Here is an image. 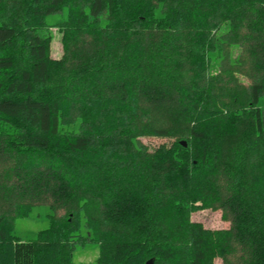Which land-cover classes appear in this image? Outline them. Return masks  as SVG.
Wrapping results in <instances>:
<instances>
[{"label": "trees", "instance_id": "1", "mask_svg": "<svg viewBox=\"0 0 264 264\" xmlns=\"http://www.w3.org/2000/svg\"><path fill=\"white\" fill-rule=\"evenodd\" d=\"M263 97L264 0H0V264H264Z\"/></svg>", "mask_w": 264, "mask_h": 264}, {"label": "rangeland", "instance_id": "2", "mask_svg": "<svg viewBox=\"0 0 264 264\" xmlns=\"http://www.w3.org/2000/svg\"><path fill=\"white\" fill-rule=\"evenodd\" d=\"M62 15H49L47 16V24L51 32L50 41V56L53 59H58L62 55L61 33L56 24L59 19L64 18ZM240 46L232 45L229 48V56L232 60L236 59ZM213 61L216 63V58L213 56ZM211 62L212 71L216 68L214 62ZM246 83V79L244 80ZM248 84V82H247ZM246 84V85H247ZM260 105L264 107V97L260 99ZM184 137V136H181ZM173 140L172 138H160V137H142L141 141L148 147V150H153L160 144H168ZM48 209L46 206L34 207L26 217L15 218L12 225L14 234L19 240L26 241L33 238L36 232L48 226ZM190 220L193 222H199L204 228L210 230L227 229L230 225L229 220L222 217V212L219 209L203 208L194 211L190 214ZM98 254V246L96 243H85L84 245H77L72 253L74 261H92ZM225 261V262H224ZM232 261L231 256H227V259L221 257H214L212 264H230Z\"/></svg>", "mask_w": 264, "mask_h": 264}, {"label": "water", "instance_id": "3", "mask_svg": "<svg viewBox=\"0 0 264 264\" xmlns=\"http://www.w3.org/2000/svg\"><path fill=\"white\" fill-rule=\"evenodd\" d=\"M180 143H181L182 145H185V144H186L185 141H183V140H181ZM150 263H151V260H148V261L146 262V264H150Z\"/></svg>", "mask_w": 264, "mask_h": 264}]
</instances>
